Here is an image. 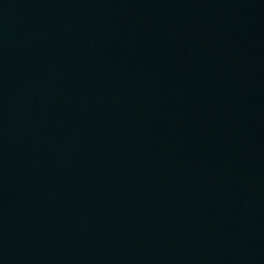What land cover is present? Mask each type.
<instances>
[{
	"label": "water",
	"instance_id": "obj_1",
	"mask_svg": "<svg viewBox=\"0 0 264 264\" xmlns=\"http://www.w3.org/2000/svg\"><path fill=\"white\" fill-rule=\"evenodd\" d=\"M0 264H264V0H0Z\"/></svg>",
	"mask_w": 264,
	"mask_h": 264
}]
</instances>
